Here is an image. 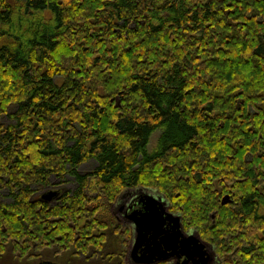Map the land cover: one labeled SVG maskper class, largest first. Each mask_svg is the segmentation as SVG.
Masks as SVG:
<instances>
[{"label": "trees", "instance_id": "trees-1", "mask_svg": "<svg viewBox=\"0 0 264 264\" xmlns=\"http://www.w3.org/2000/svg\"><path fill=\"white\" fill-rule=\"evenodd\" d=\"M138 189L218 264H264V0H0V241L112 264Z\"/></svg>", "mask_w": 264, "mask_h": 264}, {"label": "water", "instance_id": "water-1", "mask_svg": "<svg viewBox=\"0 0 264 264\" xmlns=\"http://www.w3.org/2000/svg\"><path fill=\"white\" fill-rule=\"evenodd\" d=\"M164 199L162 195L158 198L143 195L132 204L135 208L138 207L132 215L128 216L134 228V256L138 255L140 247H145L140 259H136L139 263L156 264L179 257L186 258L183 264H188L189 260L196 256L198 264H209L211 255L208 245L199 236L184 235L181 217L169 211ZM229 202L228 195L224 197L222 205ZM140 205H142L141 208H139ZM214 217L215 214H213Z\"/></svg>", "mask_w": 264, "mask_h": 264}, {"label": "flooded vegetation", "instance_id": "flooded-vegetation-1", "mask_svg": "<svg viewBox=\"0 0 264 264\" xmlns=\"http://www.w3.org/2000/svg\"><path fill=\"white\" fill-rule=\"evenodd\" d=\"M66 188V186H65ZM68 191V189H64L62 187L56 186L54 183L52 185L47 186L44 191L41 193H38L37 196L33 197L34 202L42 201V202H48L51 206L55 205L59 199V195L52 196L53 193H65ZM125 195L122 198H119L116 205H118L123 199ZM6 198V197H5ZM3 199L4 202H7V199ZM10 200V199H8ZM116 205L114 206L116 208ZM113 207V212L116 209ZM142 205H140L139 208H141ZM138 208V207H136ZM135 206L130 205L129 207L121 208V212H124L125 214V224L128 225V227H125V229L131 230V240L129 242V245L127 249L120 254L119 249H115L119 253L114 254V259L111 262L112 264H147V262L139 263V261L136 259H140L139 257L143 253L145 247L142 246L138 249V255L135 257L133 254L134 244H135V235H134V228L132 222L129 220L128 216L132 215L135 210ZM115 213V212H114ZM113 213V214H114ZM178 215V214H175ZM180 216V215H178ZM181 217V216H180ZM179 217V218H180ZM181 225H182V231L185 236H199L194 230L186 231L183 225L182 217L180 218ZM36 239V237H35ZM5 240V238H4ZM55 241H45L43 244H33V248H31L26 257L23 256L22 252H18L17 246L13 243H2L0 241V264H69L65 260L58 259L56 253H55ZM210 255H211V262L209 264H218L217 257L215 255L214 250L208 245ZM44 251H48V253H45ZM193 252V250L191 249ZM186 258H171L169 260L159 262L156 264H183ZM198 257L194 256V259L189 260L188 264H198Z\"/></svg>", "mask_w": 264, "mask_h": 264}, {"label": "rangeland", "instance_id": "rangeland-1", "mask_svg": "<svg viewBox=\"0 0 264 264\" xmlns=\"http://www.w3.org/2000/svg\"><path fill=\"white\" fill-rule=\"evenodd\" d=\"M18 22L21 21V17H19V19L17 20ZM29 24L27 23L26 21H22V23L19 25V26H23L25 28V26ZM10 121L9 120H5L4 123H9ZM96 166V162L95 161H91L90 163H88L86 166H84L82 169H81V172L82 174H86L90 171H92ZM69 180V183L66 185L67 189H70L71 191H74L76 190L77 188V184L75 182L74 179H72V177L68 178ZM53 182H55L53 180ZM125 197L124 199L118 204L116 205V211L114 210V217L117 218V222L119 224H121L123 226V229L125 227H128V225L125 224L124 220H125V213L124 212H121V208L122 207H129L130 205H132L135 201H137L141 196L143 195H148V196H151V197H155V198H158L160 196V194H158L156 191H151V190H148V189H138V190H135V191H130V192H127L124 194ZM0 200H2V198H0ZM164 201L167 208L169 209L170 208V204L168 202V200L165 198Z\"/></svg>", "mask_w": 264, "mask_h": 264}]
</instances>
